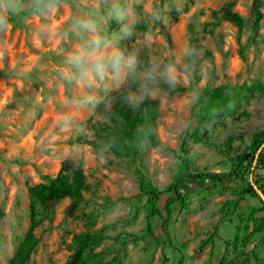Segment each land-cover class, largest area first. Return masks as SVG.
Segmentation results:
<instances>
[{
    "label": "rangeland",
    "instance_id": "374dc122",
    "mask_svg": "<svg viewBox=\"0 0 264 264\" xmlns=\"http://www.w3.org/2000/svg\"><path fill=\"white\" fill-rule=\"evenodd\" d=\"M5 2L21 7L7 13L0 7L9 21L0 30V264H9L30 227L27 186L44 181L43 175L58 176L65 162L82 171V199L71 207V199L62 198L39 216L32 230L38 243L27 264H63L73 251L74 235L101 228L106 237L84 252L86 264L115 256L119 264H219L222 257L233 264H264V231L254 233L245 246L240 240L232 244L235 234L243 237L253 226L240 217L263 207L259 186L264 185V141L253 148L251 173L242 171L243 176L235 179L237 169L231 162L248 152L252 136L264 130V91L235 96L237 103L229 111L202 125L197 119L199 97L195 102L190 99L193 86L199 92L206 85L224 86L231 95L243 83L264 84V0H162L168 6L164 18L139 25L121 41L123 48H142L144 32L150 28L155 44L146 56L190 41L207 70L175 91L152 97L158 100L154 128L159 145L142 143L138 158L118 157L107 147L89 144L95 139L91 124H112L111 100L124 91L122 86L109 85L105 100L94 109H78L67 102L82 89L62 79L68 43L61 46L50 29L82 10L76 6L87 0L58 1V10L48 16L33 14L30 0H0ZM152 2L144 0L145 6ZM256 5L261 19L252 29ZM223 9L241 15L244 27L239 30L223 19ZM117 27L112 22L109 31ZM65 117L71 118L69 126L59 127ZM184 148L191 170L202 173L201 179L175 181L183 167L179 156ZM140 179L163 191L157 203L161 216L150 215L151 202L141 194ZM173 182L186 206L172 205L170 243L163 245L164 204L174 194ZM248 184L255 193L240 196ZM263 214L261 210L255 215Z\"/></svg>",
    "mask_w": 264,
    "mask_h": 264
},
{
    "label": "clouds",
    "instance_id": "9594fccd",
    "mask_svg": "<svg viewBox=\"0 0 264 264\" xmlns=\"http://www.w3.org/2000/svg\"><path fill=\"white\" fill-rule=\"evenodd\" d=\"M5 13L19 9L20 4H0ZM33 14L48 16L58 10L57 0H33L30 5ZM82 9L70 13L59 25H53L51 32L61 46L68 48L62 60L63 80L78 84L82 91L67 101L75 108L94 109L102 103L109 91V85L124 88L123 101L129 106L139 107L154 95L163 91H175L185 81L192 82L196 76L207 71L198 61L199 52L190 41H184L170 48L166 53L153 52L154 33L144 32L143 47L123 48L121 41L132 36L141 24L160 22L168 6L153 0L145 6L144 0H87ZM115 22L118 27L109 31ZM6 14H0V30L8 26ZM200 95L193 86L190 99L195 102ZM70 117L59 122V127H68Z\"/></svg>",
    "mask_w": 264,
    "mask_h": 264
},
{
    "label": "trees",
    "instance_id": "16d2710c",
    "mask_svg": "<svg viewBox=\"0 0 264 264\" xmlns=\"http://www.w3.org/2000/svg\"><path fill=\"white\" fill-rule=\"evenodd\" d=\"M69 2L70 0H57ZM32 3L33 0H30ZM30 10H32L30 8ZM222 18L230 21L241 30L245 25L244 18L236 12L229 9H223ZM261 19V12L256 5L253 10L252 29H257L259 21ZM11 20V19H10ZM264 91V84L260 82H254L250 85L245 83L238 87L233 88L231 95L227 94L224 86H208L206 85L199 95V109L197 112V119L199 124H204L209 119L223 114L229 111L233 104L237 103L235 96L250 95L252 91ZM124 92V91H123ZM123 92L114 95L111 100L112 107V124L104 125L91 124L90 128L95 135V139L91 140V144L95 149L100 147H107L116 156H131L132 158H138L140 155L139 146L149 144L150 146L159 145L155 134V121L159 114L158 100L150 98L145 101L139 107H131L125 103L122 99ZM240 98V97H238ZM264 141V130L255 133L252 136L251 146L248 148V152L241 156H237L231 159L232 166H235L237 171L233 173L235 179L241 178V173L252 172V157H250L255 150ZM184 154L179 156V159L183 165L180 173L175 177V181H179L182 178H187L191 181L201 179L202 173L191 170V158L188 150L183 149ZM250 157V158H249ZM139 172V171H137ZM238 174V177H237ZM212 178H217L213 177ZM44 181L34 185L27 186V193L31 203V224L30 227L19 244L17 250L14 252L9 260V264H27L31 252L38 243V238L33 235V228L39 222V216H42L48 209V206L62 198L69 197L71 199L70 206H76L82 199V191L85 189L84 176L81 169L75 166L71 162H65L62 170L58 176L51 177L49 175H43ZM140 184L141 194L148 196L147 200L151 202L150 215L161 216V210L157 206L159 196L163 191L152 188L146 185L142 179ZM176 182H173L172 188L174 194L167 196L165 199L164 208L166 210V216L162 217V231L164 234L163 245L170 243V236L168 231L169 217L172 211V205L179 202L180 207L186 206V201L183 195L177 190ZM259 189L264 194V185H260ZM172 191V189H168ZM255 193L252 186L248 184L239 195ZM262 202V209L252 208L246 217H240V221H251V231L243 237H239L238 234L234 236V243L240 240L241 244L245 246L253 236L254 233L264 231V214L262 216H256L258 211H264V200L259 197ZM139 206H136L135 214L137 213ZM135 216V215H134ZM104 228L94 232H84L73 236V251L63 264H86L87 256L84 252L91 250L94 246L98 245L105 238ZM142 238V237H139ZM119 256L113 257L109 261L98 262L97 264H119ZM232 260H225L222 257L219 264H233Z\"/></svg>",
    "mask_w": 264,
    "mask_h": 264
}]
</instances>
